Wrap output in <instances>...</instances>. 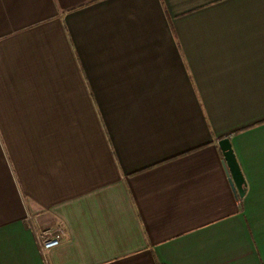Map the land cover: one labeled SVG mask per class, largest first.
Here are the masks:
<instances>
[{"label":"crops","instance_id":"obj_1","mask_svg":"<svg viewBox=\"0 0 264 264\" xmlns=\"http://www.w3.org/2000/svg\"><path fill=\"white\" fill-rule=\"evenodd\" d=\"M0 264H264V0H0Z\"/></svg>","mask_w":264,"mask_h":264},{"label":"water","instance_id":"obj_2","mask_svg":"<svg viewBox=\"0 0 264 264\" xmlns=\"http://www.w3.org/2000/svg\"><path fill=\"white\" fill-rule=\"evenodd\" d=\"M223 155L224 165L230 176L231 184L238 195H241L244 188L243 178L235 161L229 141L226 137H222L217 142Z\"/></svg>","mask_w":264,"mask_h":264},{"label":"built area","instance_id":"obj_3","mask_svg":"<svg viewBox=\"0 0 264 264\" xmlns=\"http://www.w3.org/2000/svg\"><path fill=\"white\" fill-rule=\"evenodd\" d=\"M62 228L59 225L45 227L36 232L38 243L43 250L57 246L62 238Z\"/></svg>","mask_w":264,"mask_h":264}]
</instances>
